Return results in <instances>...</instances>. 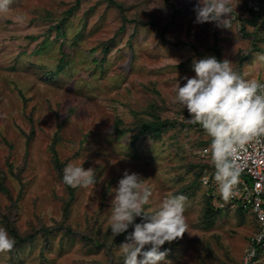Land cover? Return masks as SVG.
Masks as SVG:
<instances>
[{
  "label": "rangeland",
  "instance_id": "1",
  "mask_svg": "<svg viewBox=\"0 0 264 264\" xmlns=\"http://www.w3.org/2000/svg\"><path fill=\"white\" fill-rule=\"evenodd\" d=\"M251 1L232 0V27L220 29L194 23L196 0H11L0 14V226L27 238L0 259L123 264L126 233L113 237L109 217L127 169L152 189L146 211L187 198V231L161 246L166 264H241L257 221L203 184L214 180L210 137L173 100L194 58H228L264 81V19L246 25L252 36L242 29ZM56 159L93 168L97 182L71 199Z\"/></svg>",
  "mask_w": 264,
  "mask_h": 264
},
{
  "label": "clouds",
  "instance_id": "2",
  "mask_svg": "<svg viewBox=\"0 0 264 264\" xmlns=\"http://www.w3.org/2000/svg\"><path fill=\"white\" fill-rule=\"evenodd\" d=\"M10 4L11 0H0V14L6 13ZM193 11L194 23L209 22L220 29L232 27V0H196ZM255 62L264 66V52L256 54ZM192 70L194 75L177 80L173 102L186 109L188 122L198 123L210 137L214 180L221 198L228 200L240 179L237 148L264 135V81L235 71L232 60L215 56L194 58ZM62 181L71 187L97 182L93 168L73 163L63 168ZM112 189L109 229L113 237L126 233L119 246L123 264H166L169 250H161V246L181 237L188 228L184 216L186 196L168 195L154 211H146L144 206L149 204L152 189L144 185L138 173L127 169ZM14 244V238L0 226V254L9 252ZM0 264H7L6 259H0Z\"/></svg>",
  "mask_w": 264,
  "mask_h": 264
},
{
  "label": "built area",
  "instance_id": "3",
  "mask_svg": "<svg viewBox=\"0 0 264 264\" xmlns=\"http://www.w3.org/2000/svg\"><path fill=\"white\" fill-rule=\"evenodd\" d=\"M208 151L209 148L206 147L204 152ZM235 159L241 167V173L234 195L223 200L219 194L217 201L222 208L225 203H237L240 209L254 215L258 224L257 230L251 237L241 264H259L260 251L264 246V135L238 147ZM202 182L214 189L217 187L210 176H203Z\"/></svg>",
  "mask_w": 264,
  "mask_h": 264
},
{
  "label": "trees",
  "instance_id": "4",
  "mask_svg": "<svg viewBox=\"0 0 264 264\" xmlns=\"http://www.w3.org/2000/svg\"><path fill=\"white\" fill-rule=\"evenodd\" d=\"M263 5H264V0H252L248 4L247 10L249 12V16L245 17L244 19H242V29H243L244 32H246V34L251 35V36L253 35V33H249V32L246 31V25L247 24H251V25H253L255 27L258 26V28H259L260 20L264 19L263 15H262V10H261V6L263 7ZM60 27H62V24H59V25L56 26L57 30H59ZM145 129H146V127H145ZM56 166L58 168L59 174L62 177V175H63V167L59 164L58 159H56ZM66 186H67V188L69 190V195H70L71 199H73L75 197V187H71V186H68V185H66ZM69 206H70V203L66 201V206H65V211L66 212H65V214H67V210H68ZM212 212H214V211H211V210H209L207 208L206 209V213H205L206 217L209 218ZM63 227H65L68 231L71 230V227H70L69 224L64 223ZM10 230H11L13 238L15 240V244H23V242L26 241L25 238H27V237H22L20 235L18 229H16L15 227H12ZM71 231L73 232V230H71ZM260 255H261V252H260Z\"/></svg>",
  "mask_w": 264,
  "mask_h": 264
}]
</instances>
